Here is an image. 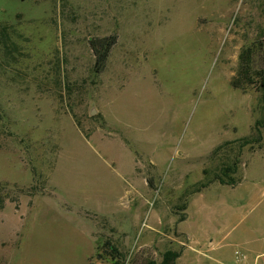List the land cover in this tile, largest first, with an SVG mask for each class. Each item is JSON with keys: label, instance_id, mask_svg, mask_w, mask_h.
I'll return each mask as SVG.
<instances>
[{"label": "rangeland", "instance_id": "obj_1", "mask_svg": "<svg viewBox=\"0 0 264 264\" xmlns=\"http://www.w3.org/2000/svg\"><path fill=\"white\" fill-rule=\"evenodd\" d=\"M252 44L264 0H0V264L264 253Z\"/></svg>", "mask_w": 264, "mask_h": 264}, {"label": "trees", "instance_id": "obj_2", "mask_svg": "<svg viewBox=\"0 0 264 264\" xmlns=\"http://www.w3.org/2000/svg\"><path fill=\"white\" fill-rule=\"evenodd\" d=\"M96 43L97 42L92 41L91 47L96 56L95 70L99 73L106 64L109 51L108 48L111 44L102 42L100 45H97ZM259 49L264 51L263 46H260ZM257 51L258 47H256V45L254 44L250 45L249 47L243 50L240 57L239 79L237 82H233L234 88L237 89L241 87H255L259 88L261 91L264 92V74H262L260 70L254 69V57ZM258 80H260L259 85L257 84ZM177 257L178 255L176 253L167 252L164 255V259L161 264H174V259Z\"/></svg>", "mask_w": 264, "mask_h": 264}, {"label": "built area", "instance_id": "obj_3", "mask_svg": "<svg viewBox=\"0 0 264 264\" xmlns=\"http://www.w3.org/2000/svg\"><path fill=\"white\" fill-rule=\"evenodd\" d=\"M233 264H264V253L250 255L241 249H237L234 252Z\"/></svg>", "mask_w": 264, "mask_h": 264}]
</instances>
